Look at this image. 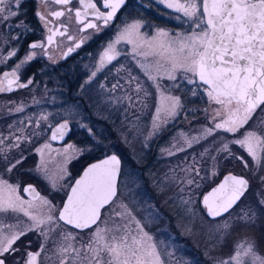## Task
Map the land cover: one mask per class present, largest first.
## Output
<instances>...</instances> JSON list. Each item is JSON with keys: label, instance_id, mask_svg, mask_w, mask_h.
Returning <instances> with one entry per match:
<instances>
[{"label": "rangeland", "instance_id": "obj_1", "mask_svg": "<svg viewBox=\"0 0 264 264\" xmlns=\"http://www.w3.org/2000/svg\"><path fill=\"white\" fill-rule=\"evenodd\" d=\"M39 1L21 0L19 8L16 9L13 6V10L20 14V8L23 5L29 6L30 2L33 7H36L35 4H38ZM187 2L188 0H164V2L152 0L154 7L158 6L161 10L160 13H155L156 17H154L155 21L159 23L158 25L152 23V25L147 26L139 19L116 25L117 28H113L110 39L102 46L96 56V63L84 67L88 82L97 76L102 77L104 74H110L109 77L112 78L109 85L105 79L99 84L100 87L104 88V100H106L107 108L106 106L102 107L106 108L105 114L110 117L114 115L117 118L116 136L112 140L104 142L105 152L108 154L112 151L111 149H116L123 153L127 162L129 161L133 166H136L138 162L143 164L146 151H154L157 164L161 163V170L159 168L154 171L150 170V174L160 171L158 173L160 180L156 177L152 180L149 178L148 184L150 186L154 184L156 192L159 190H157V185H168L167 188H169L164 201H169L170 205H164L163 201L162 203L159 202L157 207L155 203L144 205L147 209L146 217H149V223L153 224L158 221V224L162 225H159L160 227L157 229H148L142 224V216L139 214L143 205L141 208L139 207L140 209L138 207L133 209L127 201L128 197L133 196L135 191L141 187L136 184L137 178L127 165L126 168L124 167L122 179L119 178L118 181L117 197L112 205H108L106 210L102 211L101 220L97 223L102 229L118 225L121 231L126 225L131 234L136 235V221H139L144 231L152 237L150 242L156 246L160 264H219L220 260L227 259L232 255L236 241L256 243L258 245L256 251L259 255H264L263 220L260 223L256 220L255 223L251 224L250 229L249 226H245L242 229L233 230L232 235L227 237L225 244L221 239V233L215 231L216 222L209 221L205 217L204 209L200 205L203 192L211 187L220 175L222 176L227 172L242 175L250 183L240 202L252 197L253 202L256 203L254 207H256V205L259 206V201L264 199V179H262L264 178V111L257 109V113L244 127L234 134L227 133L225 142L219 141L215 138L223 139L219 135L226 132L216 130L214 125L224 118V112L222 110L220 116L216 115L215 110L219 106L210 101L206 89L187 84L182 78L183 72L175 73L177 79L170 80L164 74L163 69L159 74L153 71L152 74L156 76V80L153 81L149 79L141 65H152L158 57H145L135 54L136 51L148 50L146 41L157 44L160 40L176 41L190 35L193 29V18L185 16L183 11L177 10V8L167 7L168 3L178 5ZM25 20L26 18H20L18 15L9 16L6 21L0 20V70L2 68H15L16 64L24 60L29 54L34 53L33 58L40 56V52L37 50L27 49L20 54L17 51L19 38L23 33L22 24ZM137 23L140 27L135 30L132 36L133 43H128L126 36L117 42L125 28ZM160 32H167L168 35L158 36ZM110 44L114 46L115 52L118 54L112 63L104 62L101 64L102 53L108 49ZM12 52H15L14 56L10 55ZM28 62L23 64L19 70L20 73L21 71L25 73ZM161 63L164 62L161 61ZM165 67L168 65L165 64ZM41 72H43L44 77H38L39 79L35 77L28 86L27 91L29 92L26 91V93L12 98L0 97V155L8 156L9 151L13 149L24 158L28 155L23 152L25 148L29 149V153H34L36 159L32 166V172L38 185L33 184L40 192L41 197H46L55 205L60 206L58 196L63 201L73 180L71 163L78 160L88 149L83 151V148L71 141L62 145H54L48 141V129L53 123L64 119L63 117H67L65 120H68L72 125L71 135L75 132L79 134L84 127H86V132L90 133V128L83 125L79 118L72 120L74 111H71L70 108L59 111L58 115L54 111L53 113L50 111L34 113L26 110L17 122L11 123L3 120L7 118L8 113L16 112L18 107L23 108V106L31 105L33 109H37L35 105L37 104L39 107L38 101L44 98L50 99L51 105L56 104L58 96L56 88L58 87L53 88L46 84L52 74L47 70ZM94 72L96 73L95 76L92 75ZM31 78L33 77L22 79L21 82ZM39 84H41L40 88L38 87ZM157 84H159V88H157ZM137 87H139V91L136 90ZM36 90L44 91L38 94ZM161 93L164 96L180 98V106L176 109L174 116H166L161 111L159 118H157V107L167 103L162 101ZM200 94H203V101L199 98ZM197 97L198 103L193 108L187 106L190 99ZM200 101L203 103L202 106H200ZM32 108L30 107V110H33ZM71 109L74 110V108ZM261 109H264V105L261 106ZM54 110L56 112V109ZM22 111L23 109L18 112ZM111 112L114 114L111 115ZM209 128L213 129L212 133L205 134V129ZM245 130H254L257 135L262 137L261 144L256 146L257 159H253L246 149L233 143L236 137L242 138ZM194 137L197 139L189 147L188 141ZM46 144L49 147H44ZM69 144L73 145V148L69 149L67 147ZM224 144H228V150H223ZM181 148L183 150H180ZM38 149L41 151H37ZM237 156H242L244 159H237ZM4 158L1 157V159ZM15 161L12 162L15 163ZM245 162H247V167H245ZM196 170H199V175L196 174ZM3 171H0V178L18 185L19 194L22 198L26 201L30 200L21 193L23 184L21 180L19 181L20 178L13 179V174ZM213 172L216 174L212 175ZM189 180L195 182L189 184ZM249 193L252 195L247 196ZM56 195L58 196L56 197ZM140 196L145 199L147 195L144 196V193H141ZM186 200H189L190 203L185 204L184 201ZM120 204L127 206L126 212L124 208L120 207ZM250 204H252L251 199L243 206L240 203V209H245ZM25 206L27 207V205ZM31 211L37 214H47L46 206L42 205L40 201L33 203ZM240 211H232L233 216L239 214ZM117 213H123V215H117ZM128 213H131V216ZM156 216L159 219L155 220ZM0 217H3L5 233L9 232L8 224L16 225V228L12 229L13 231L24 229L31 224V221L22 213H0ZM133 217L135 219H132ZM223 219L224 217L219 220L222 222ZM258 224H260V228H258ZM262 226L263 228H261ZM96 227L95 225L88 231L79 233L64 228L60 222L56 225L46 223L41 226L42 230L47 233L46 236L40 235V230L33 231L36 232L35 238L38 235L41 239L34 250L30 251H38L43 244L44 249L37 258V264H60L62 257L59 249L71 245L69 251L64 253L67 264H89L92 253L84 245L92 239L93 230ZM49 228L53 230L49 231ZM69 232L74 235V239H65L62 235V233ZM119 234L117 233V235ZM76 250L80 252L79 257L76 256ZM13 256L14 258H12ZM85 256L87 258H84ZM7 257H10L7 264H17V262L23 264L27 258L26 251L23 257L17 258L13 254H9Z\"/></svg>", "mask_w": 264, "mask_h": 264}, {"label": "snow or ice", "instance_id": "obj_2", "mask_svg": "<svg viewBox=\"0 0 264 264\" xmlns=\"http://www.w3.org/2000/svg\"><path fill=\"white\" fill-rule=\"evenodd\" d=\"M20 2L21 0H0V20L6 21L9 16H17L18 11L13 10V6L18 9ZM72 2L73 0H55L57 5L63 6ZM78 3L83 11L75 10V18L82 25L80 31H84L97 28L94 22L85 23V18L91 16L95 21H102L104 25H107L124 5L125 0H96V2L78 0ZM167 7L177 8L183 11L185 16L193 18L192 32L176 41L160 40L157 44L146 41L148 50L136 51L135 54L145 57L155 56L158 59L152 65H141V67L153 81L156 80V76L152 74L153 71L159 74L163 69L164 74L170 80L177 79L175 73L183 72L182 78L187 84L195 85L197 88L200 85L207 86L206 91L210 101L219 106L215 110L216 115L220 116L222 110L224 112V118L215 123L214 128L226 133L238 132L257 113V109L264 111L261 109L264 105V0H188L186 4L168 3ZM101 8L106 11H101ZM68 11L71 13L72 9L69 8ZM51 15L54 19H59L65 13L56 11ZM40 19L44 20L45 17L41 15ZM139 27L137 23L125 28L117 42L126 36L128 37L127 42L133 43L132 36ZM50 32L51 34L47 37L49 45L54 42L57 35L66 34V26L63 32L59 28L50 29ZM167 35V32L158 33V36ZM68 39L71 40L72 37L68 36ZM80 46V43L75 44V48ZM43 47V44L38 43L30 45L31 49ZM68 51L71 52L72 48ZM117 54L114 46L110 44L101 57V64L111 63ZM10 55L14 56L15 52ZM33 55L34 53L27 55L24 60L16 64L14 70L3 73L0 78V92H11L14 90V85L26 88L32 83L31 79L21 82L17 73L24 63L33 59ZM165 64L168 67H165ZM189 73L191 75H188ZM95 74L94 72L92 75L95 76ZM156 86L159 88V84ZM136 90L139 91V87ZM161 97L162 101L167 103L157 107V118L161 111L166 116H174L176 109L180 106V98L164 96L163 93ZM21 110L22 108H17V111ZM67 131V122L61 123L52 131L51 139L53 141L63 139ZM212 131L213 129L210 128L205 129V134H211ZM196 139L194 137L188 141V146L191 147ZM261 141L262 137L257 135L256 131L245 130L242 138L236 137L233 143L246 149L253 159H257L256 146L260 145ZM44 147H49V145L46 144ZM67 147L71 149L73 145L69 144ZM223 150H228V144L223 145ZM236 158L244 159L242 156ZM22 162L23 157L16 159L15 163L8 161L5 157L4 170L10 173ZM247 166L245 162V167ZM119 173L120 161L115 155L92 164L75 181L66 201L60 206L55 205L46 197H41L31 184L23 188V192L31 197V200L26 201L19 194L18 185L0 178V213H22L31 221L26 228L16 231L12 230L16 228V225L8 224L9 232L5 233L3 217H0V264H7V256L20 251L19 247H14V245L21 241L27 232L40 230L39 234L46 236L47 233L42 230L41 226L46 223L56 225L58 222L79 230L91 228L93 225L97 226L93 230L92 239L84 245L92 253L89 264H160L156 246L150 242L152 237L144 231L139 221H136V235H132L126 225L121 231L118 225L102 229L97 223L101 220L102 211L106 210V206L112 205L118 195ZM196 174L199 175V170H196ZM215 174V172L212 173V175ZM194 182V180L188 181L189 184ZM248 187L249 181L246 178L229 173L202 196V207L207 216L216 222L215 231L221 233V239L225 244L233 230L250 226L256 221L257 212L251 205L241 209L240 213L235 216L232 214V210L244 197ZM35 201H40L46 206L47 214H37L31 211ZM184 203L188 204L190 201L186 200ZM259 205L264 208V199L259 201ZM120 207L124 208L125 212L127 211L126 205L120 204ZM117 215L122 216L123 213H117ZM128 215L131 216V213ZM220 217H224L222 222L217 219ZM52 230L49 228V231ZM117 233L120 234L117 235ZM62 235L65 239L75 238L70 232L62 233ZM24 243L27 248L31 247V241ZM257 246L251 241L245 243L236 241L232 255L220 260L219 264H264V255L258 254ZM70 248L71 245L59 249L62 257L60 264H67L64 253H67ZM43 249L44 245L41 244L36 252L26 250L27 258L23 264H37V258ZM76 256H80L79 250H76Z\"/></svg>", "mask_w": 264, "mask_h": 264}, {"label": "trees", "instance_id": "obj_3", "mask_svg": "<svg viewBox=\"0 0 264 264\" xmlns=\"http://www.w3.org/2000/svg\"><path fill=\"white\" fill-rule=\"evenodd\" d=\"M29 10L30 8L27 4L23 5L20 8L21 13L18 14V17L26 18V20L29 21L30 20ZM49 73L52 75L50 79H48V82L46 83L47 86L53 87V88L58 87L56 88V90H58L56 104L55 105L49 104L47 106L50 113L51 112L53 113L54 111V113L58 115L59 111H64L67 108H70L71 111H74L73 112L74 115L72 114V117H73L72 120L79 118L81 120V123H83V125H87L90 128V133H87L85 130L86 127H84L82 130H80L79 134H76V132L73 133L68 140L76 144L78 147L83 148V151L85 149H88L85 151V153L82 156L78 158V160H75L71 163L72 178L74 179V177H76L79 174L81 169L86 164L102 157L104 154H107L105 152L106 149H105L104 142L110 141L112 140L114 136H116L115 127L117 125V122H116L117 118L116 116L113 115L114 113L112 112H111V115H113V117H110L107 114H105V109L107 108V105H106V100H104V97H105L104 88L100 87L99 85L103 79L107 80V84L109 85L112 78L109 77L110 74H104L102 77L97 76L95 77V79H92L88 82L87 75H85L82 72L81 67L79 65H73L71 67V71L70 69L64 68L63 70L50 71ZM37 74L39 78L44 77V75H42L43 72L37 73ZM38 87L40 88L41 84H39ZM199 87L203 88L202 85H200ZM199 98L200 100L203 101L204 99L203 94L202 95L200 94ZM197 100H198V97L196 99H192V100L190 99L191 102L190 101L187 102V106L193 108L194 105L198 103ZM202 101H200V106L203 105ZM102 106H106V108H103ZM71 108H74V110ZM54 109H56V112ZM63 118L67 119V117H63ZM227 136H228L227 133H221L219 137L223 139H219V138H215V139L219 141H224V140L226 141L227 138L225 137ZM111 150L112 151L110 153H116L121 159L122 164H121L120 178L122 179L124 167L126 168V166L128 165L131 171H133L134 175L137 178V181H135L137 182L136 184L141 186L139 187L137 191H135L133 196L131 195L130 197H128L127 201L129 204H131L130 207H132L133 209H137L136 207L141 208V206L143 205V209L139 208L140 209L139 214H141L142 216L141 218L142 224L146 226L148 229L159 228L162 225L158 224L159 223L158 221H156V223H153V224L149 223V220H148L149 217H146L147 209L144 207L146 203H155L157 207L158 206L157 204L159 202L162 203V201L164 205H167V204L170 205L169 201H164V198L167 195V192L169 189L167 188L168 185L167 186L157 185L158 187L157 190L158 189L159 190L158 192H156V189H154L155 185L153 184L154 186L153 185L150 186V184H148L149 178H151V180L155 179V177L156 179H159L158 173H160V171H158V172H153L150 174V170L154 171L157 168L161 170V163L157 164L156 159H155L156 155L154 151L152 152L149 150L146 151L144 154L143 164H140V162H138V165L133 166L131 162L129 163V161L127 162L125 160L122 152L117 151L116 149H111ZM23 152L27 153L28 155L23 158L22 164L17 165L16 168H14L10 173L13 174V179H15L16 177L20 178L19 181L21 180L22 184L26 182L37 184V181L35 182V178L33 177V172H32V166L34 165L36 155L34 153H29L28 148H25ZM20 157L21 156L17 153V151H12L7 156V160L12 162ZM3 163H4L3 161L0 163V171L4 170ZM220 177L217 179L219 180ZM218 180H216V182ZM141 193H144V196L145 194L147 195L145 199L144 197L141 198L140 196ZM250 195L252 194L249 193L247 196H250ZM57 196L58 195H56V197ZM139 198L141 199L139 200ZM58 199L61 204L62 200L60 199V196H58ZM250 199L252 203L250 205L253 208H255L257 212L258 219L256 218V220L259 221V223L262 222V220L264 221V217H263L264 208H262L260 205L259 206L256 205V207H254V204L256 203L253 202L252 197H250L249 200ZM249 200L245 199L244 201L239 202V204L241 203L242 204L241 206H243ZM239 204L232 211L236 210L237 212H239V210H241ZM157 219H159L158 216L155 217V220ZM251 227L252 225L249 226V229ZM64 228L70 231H73V232H78L66 226H64ZM258 228H260V224H258ZM261 228H263V226ZM84 232H79V233H84ZM35 234L36 232H33V231L27 232V234L21 238V241H18L17 244L14 245V247H19L20 249V251L13 254L15 255V257L17 258H19L20 256L23 257L26 250H34V248L39 244L38 242L41 239L38 235H36V238H35ZM25 241H31L30 248H27V245L24 243ZM9 258L10 257H7V260ZM12 258H14V256Z\"/></svg>", "mask_w": 264, "mask_h": 264}, {"label": "flooded vegetation", "instance_id": "obj_4", "mask_svg": "<svg viewBox=\"0 0 264 264\" xmlns=\"http://www.w3.org/2000/svg\"><path fill=\"white\" fill-rule=\"evenodd\" d=\"M93 2H96V0H93ZM35 5L36 7H33V4L29 2L30 20H26L22 24L23 33L19 38L20 40L17 51L20 54L27 49L37 50L38 52H40V56L33 58L26 64L27 68L25 69V73H22V71L20 73L18 71L17 75L20 77V81L22 79L25 80L31 76L33 77L31 78V80L34 81L35 77H38L37 73H40L43 70H47L48 72H50L63 70L65 68L70 69L71 71V67L73 65H79L82 72L87 75V72L85 73L84 67L88 66V64L93 65L96 63V56L102 49V46L106 44L110 39L112 31L117 28L116 25L135 19L143 21L147 26L152 25V23L154 25H158L159 23L155 21L154 17H156L155 13L161 11L160 7H154L152 0H125L124 5L117 12L116 16L107 23V25H104L102 21H95L91 16H89L85 18L84 22H94L97 24V28L80 31L82 25L79 24L75 18V10L80 9L81 11H83V9L80 8L78 0H73V2L67 6L57 5L55 3V0H40L38 4ZM99 6L100 5L98 4V7ZM69 8L72 9L71 13L68 11ZM56 11H63L65 15L59 19H54L51 13ZM101 11L106 10L101 8ZM41 15L45 17L44 20L40 19ZM65 26L66 34L57 35L54 38V42L49 45L47 37L51 34L50 29L59 28L60 31L63 32L65 31ZM68 36H71L72 39L69 40ZM32 43L43 44L44 47L31 49L30 45ZM76 43H80L81 46L79 48H75ZM69 48H72L71 52L68 51ZM65 53H67L66 56ZM14 69L15 68L13 67L4 69L2 68L0 70V78H2L1 74L3 71ZM13 88L14 90L11 92H1L0 97L12 98L13 96L17 95L20 96V94L26 93L28 89V87L19 88L15 85L13 86ZM43 91L44 90H36V93L40 94ZM38 103L40 104L39 107L37 104L35 105L37 109H33L31 105H26L23 106L22 112L16 111L8 113L7 118L3 120L11 123L17 122L26 110L27 112L34 113L49 111L47 106L51 103L50 99L44 98L39 100ZM29 106L34 111L30 110ZM54 124L55 123H53V125ZM12 151L15 150H10L9 154ZM1 157H7V155H0V163L2 161L4 162V159H1ZM27 183L31 182H26L23 184V186Z\"/></svg>", "mask_w": 264, "mask_h": 264}, {"label": "water", "instance_id": "obj_5", "mask_svg": "<svg viewBox=\"0 0 264 264\" xmlns=\"http://www.w3.org/2000/svg\"><path fill=\"white\" fill-rule=\"evenodd\" d=\"M6 71H12V70H6ZM4 72H5V71L2 72L1 76H3V73H4ZM203 86H204V85H203ZM204 87L207 88V86H204ZM65 122H67V124H68V131L66 132L65 136L63 137V139H58V140L53 141V140L51 139V133H52V131H53V130L55 129V127H57L59 124H61V123H65ZM71 131H72V125L69 123L68 120H65V119L59 120V121H57V122H56V123H55V124L49 129V132H48V139H49V141H50L51 143H53V144H55V145H62V144L66 143V142L68 141V139H69V137H70V135H71ZM112 155H115V156L117 157V159L120 161V172H121V160H120V157H119L117 154H115V153H108V154H105V155H103L102 157H100V158H98V159H96V160H93V161L89 162L88 164H86V165L81 169V171L79 172V174H78V175L72 180V182H71V184L69 185V188H68V190H67V192H66V195H65V197H64V199H63V201H62V203H63L64 201H66V199H67V195L70 194L71 187L74 186L75 181H76L77 179H79V178L83 175V172H84L89 166H91L92 164H95V163H99V162L102 161L103 159L108 158V157H111ZM229 173H232V172H228V173L223 174L222 177L218 180V182H216L213 186H211V187H210L207 191H205L203 194H206L209 190H211L212 187H215L219 182L222 181L223 177H224L225 175L229 174ZM232 174H234V173H232ZM234 175L244 177V176H242V175H238V174H234ZM119 176H120V173H119ZM119 176H118V181H119ZM244 178H245V177H244ZM118 181H117V187H118ZM29 184H31V183H27V184H25V185L22 187V191H21V192H22V195H23L24 197H26V198H28V199L31 200V197L23 192V188L26 187V186L29 185ZM31 185H32L33 187L36 188L35 185H33V184H31ZM117 189H118V188H117ZM36 191L40 194V192L37 190V188H36ZM245 193H246V192H245ZM203 194L201 195V198H200V205H201V206H202V196H203ZM242 198H243V197H242ZM242 198H241V199H242ZM62 203H61V205H62ZM106 207H107V206H106ZM203 209H204V208H203ZM204 214H205V216L207 217V219L212 220L211 218H209V217L207 216L205 209H204ZM220 218H222V217H220ZM217 219H219V218H217ZM60 223L63 224V222H60ZM63 225H64V224H63ZM64 226H66V227H68V228H70V229H73V230H75V231H78V232H83V231H86V230L91 229V228H92L93 226H95V225H93L91 228H87V229H84V230L75 229V228H73V227H71V226H68V225H64Z\"/></svg>", "mask_w": 264, "mask_h": 264}]
</instances>
